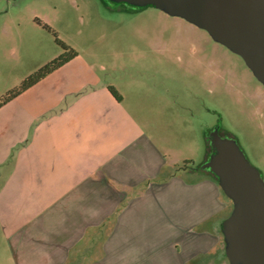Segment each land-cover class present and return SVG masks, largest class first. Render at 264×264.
Returning a JSON list of instances; mask_svg holds the SVG:
<instances>
[{
  "label": "crops",
  "instance_id": "0c3cea01",
  "mask_svg": "<svg viewBox=\"0 0 264 264\" xmlns=\"http://www.w3.org/2000/svg\"><path fill=\"white\" fill-rule=\"evenodd\" d=\"M54 71L26 89L42 96L30 136L3 144L0 235L10 263L212 264L231 200L215 206L207 172L152 146L107 85L78 76L44 88Z\"/></svg>",
  "mask_w": 264,
  "mask_h": 264
},
{
  "label": "rangeland",
  "instance_id": "374dc122",
  "mask_svg": "<svg viewBox=\"0 0 264 264\" xmlns=\"http://www.w3.org/2000/svg\"><path fill=\"white\" fill-rule=\"evenodd\" d=\"M56 38L76 55L43 87L72 85L78 76L112 86L120 109L152 146L180 167L191 161L207 172L217 184L215 206L228 198L201 168L205 131L219 127L233 136L264 181V87L239 55L204 29L151 5L0 0V97L63 52ZM41 97L28 89L0 106V126L10 124L0 134V159L6 140L30 136ZM9 257L0 235V264H11ZM211 261L228 264L224 251Z\"/></svg>",
  "mask_w": 264,
  "mask_h": 264
},
{
  "label": "water",
  "instance_id": "95a60500",
  "mask_svg": "<svg viewBox=\"0 0 264 264\" xmlns=\"http://www.w3.org/2000/svg\"><path fill=\"white\" fill-rule=\"evenodd\" d=\"M154 6L204 29L239 55L264 87V0H108ZM211 153L201 168L211 172L232 209L222 221L229 264H264V181L235 139L209 136Z\"/></svg>",
  "mask_w": 264,
  "mask_h": 264
},
{
  "label": "trees",
  "instance_id": "16d2710c",
  "mask_svg": "<svg viewBox=\"0 0 264 264\" xmlns=\"http://www.w3.org/2000/svg\"><path fill=\"white\" fill-rule=\"evenodd\" d=\"M38 22H39V20H38ZM42 26L46 30L52 32V29L47 24L42 23ZM56 41L58 42V44L61 45V47L63 49V52L60 55H58L57 57H55L54 59H52L51 61H49L46 64H44L42 67L38 68L35 72H33L32 74H30L26 78H24L19 83V85H17L16 87L10 89L5 94H3L0 97V106L4 105L5 103H7L8 101H10L11 99H13L16 96H18L19 94H21L27 88H29L30 86H32L33 84H35L37 81H39L41 78H43L45 75H47L48 73L56 70L57 68H59L60 66H62L66 62H68L70 59H72L76 55L75 51H73L71 48H69L68 46H66L63 42H61L57 38H56ZM107 88H108L109 92L117 100H120L121 99V97L118 94V92L112 86H108ZM213 177L217 181V178L214 175H213Z\"/></svg>",
  "mask_w": 264,
  "mask_h": 264
},
{
  "label": "flooded vegetation",
  "instance_id": "af4514ba",
  "mask_svg": "<svg viewBox=\"0 0 264 264\" xmlns=\"http://www.w3.org/2000/svg\"><path fill=\"white\" fill-rule=\"evenodd\" d=\"M137 8V7H136ZM213 40V39H212ZM216 42V41H215ZM224 46V45H223ZM228 49V48H227ZM216 130L217 133L222 137V138H228V139H234L233 136L231 135H227L226 132H224L223 130H221L219 127H213L212 129L210 130H207L204 132V141H205V146H206V149H205V153H206V159L205 161L207 160V158L209 157L210 153H211V146H210V142H209V136L210 134ZM211 173V172H210ZM212 174V173H211Z\"/></svg>",
  "mask_w": 264,
  "mask_h": 264
}]
</instances>
